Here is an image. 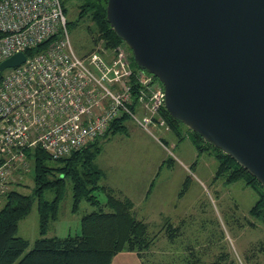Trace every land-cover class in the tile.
<instances>
[{
    "label": "built area",
    "instance_id": "1",
    "mask_svg": "<svg viewBox=\"0 0 264 264\" xmlns=\"http://www.w3.org/2000/svg\"><path fill=\"white\" fill-rule=\"evenodd\" d=\"M67 21L62 0H0V63L48 42L0 72V202L31 173L27 148L58 159L102 138L125 116L148 132L170 130L162 115L164 86L134 66L126 42L79 55Z\"/></svg>",
    "mask_w": 264,
    "mask_h": 264
},
{
    "label": "water",
    "instance_id": "2",
    "mask_svg": "<svg viewBox=\"0 0 264 264\" xmlns=\"http://www.w3.org/2000/svg\"><path fill=\"white\" fill-rule=\"evenodd\" d=\"M107 18L169 113L264 186V0H108Z\"/></svg>",
    "mask_w": 264,
    "mask_h": 264
},
{
    "label": "rangeland",
    "instance_id": "3",
    "mask_svg": "<svg viewBox=\"0 0 264 264\" xmlns=\"http://www.w3.org/2000/svg\"><path fill=\"white\" fill-rule=\"evenodd\" d=\"M77 3L74 0L69 6L68 20L77 18ZM89 24L92 23L82 22L70 29L72 45L79 55H84L93 46ZM8 71L3 73L7 74ZM126 125L128 133L104 138L96 162L105 171V178L107 176L121 184H129L128 189L137 196L149 187L148 199L153 196L148 204L153 212L165 209L160 220L149 222L150 235L160 232L167 220L174 228H179V232L173 241L162 232L142 260H120L115 264H187L195 258L210 263L222 254L227 255V262L234 264H264V225L250 212L259 199L258 192L246 186L242 180L228 183L223 177L216 178L219 163L214 151L198 157L189 138L179 139L176 133L164 127H154L148 132L131 119L126 121ZM183 128L186 129L185 126ZM164 158L171 160L165 165L164 162L161 164L162 170L158 169L160 176L149 186L155 164ZM49 164L57 166L55 160H50ZM33 165L32 160L31 168ZM188 177L189 189L180 198L179 191ZM18 182L22 184H15L14 188L32 196L33 204L29 214L19 222L17 233L27 239L30 246L16 263L41 237L32 172ZM101 184H104V177ZM97 194L103 202L106 200L104 193ZM54 196V188L45 192L46 199L52 200ZM4 204L3 198L2 206ZM72 207V185L68 184L60 204L59 218L50 223L46 236L66 237L81 233V219L93 207L86 201H82L77 212ZM165 216L170 219L162 220Z\"/></svg>",
    "mask_w": 264,
    "mask_h": 264
},
{
    "label": "trees",
    "instance_id": "4",
    "mask_svg": "<svg viewBox=\"0 0 264 264\" xmlns=\"http://www.w3.org/2000/svg\"><path fill=\"white\" fill-rule=\"evenodd\" d=\"M73 1L62 0L66 15ZM76 1L79 10L77 18L68 20L67 26L70 31L82 22L92 23L88 25V29L93 46L88 52L92 51L97 44L113 47L124 42L108 21V0ZM47 44L48 42H45L27 49L25 53L31 57L42 52ZM129 50L132 54L130 48ZM132 61L135 67H139L133 54ZM3 75L0 73V79ZM132 107L136 109L135 106ZM162 115L170 130L176 133L179 139L189 138L191 140L198 152V157L214 151L219 163L216 178L223 177L228 183L242 180L246 186L258 192L259 199L250 212L253 218L264 225V186L261 182L229 154L224 153L182 121L174 118L166 107L162 109ZM127 120L128 117L125 116L114 121L102 138L69 156L55 160L57 166L49 164V161L53 159L44 149L35 147L26 150L27 155L34 161L31 172L34 180V195L38 198L41 237L35 241L33 248L16 263L30 246V242L18 236L17 233L19 222L32 209L33 197L16 188L12 189L6 194L5 204L0 209V264H112L113 258L123 251L135 252L143 259L145 253L154 246L162 232L169 240H174L179 228H174L168 223L169 220L160 232L153 236L150 235L148 223L135 215L133 201L128 197L117 196L114 188L105 183L101 184L106 174L96 159L102 151V141L110 135L128 133ZM170 160L167 158L163 165ZM189 182L190 177L186 179L179 191L180 198L187 193ZM19 184L22 182H18ZM68 184L72 185L73 191L72 210L77 212L82 201L88 202L93 210L82 217L80 234L48 237L46 234L50 223L59 218L60 204ZM51 188H54L55 196L49 200L46 199L45 192ZM97 192L105 194L104 202ZM226 257V254H222L210 263L195 258L187 264H234L227 262Z\"/></svg>",
    "mask_w": 264,
    "mask_h": 264
},
{
    "label": "crops",
    "instance_id": "5",
    "mask_svg": "<svg viewBox=\"0 0 264 264\" xmlns=\"http://www.w3.org/2000/svg\"><path fill=\"white\" fill-rule=\"evenodd\" d=\"M129 120V119H128ZM139 127V126H138ZM142 129V128H141ZM198 156V154H197ZM167 159V158H166ZM165 161V158L164 159H161V161L156 165V169L154 171V173L152 174V177H151V181L149 183V186L150 184L155 181L156 182V178L158 176H160V171L162 170V168L160 169V166L161 164ZM158 169H160V171H158ZM177 176H179V174H177ZM104 183L112 188H114L116 190V194L117 196L119 197H128L130 198L133 203H134V213L135 215L140 218V219H143L145 222L148 223L149 225V222L153 219H158L160 220L165 212V209L163 208L162 210H158L157 212H153L152 208H151V205H149V201L151 202V197L153 195H151V197L148 199V190H149V187L148 189L144 190L142 192V194L140 196H137L133 191H130L128 188H129V184L126 185L125 183L124 184H121L120 182H117L115 180H112L110 178H108L106 176V178L104 179ZM167 219H170V217L168 216H165L162 220L166 221ZM149 253V252H147ZM120 257V258H118ZM120 260H129V261H140L142 260L141 257L135 253V252H128V251H123L119 254H117L113 260H112V264H115L116 261H120Z\"/></svg>",
    "mask_w": 264,
    "mask_h": 264
},
{
    "label": "bare ground",
    "instance_id": "6",
    "mask_svg": "<svg viewBox=\"0 0 264 264\" xmlns=\"http://www.w3.org/2000/svg\"><path fill=\"white\" fill-rule=\"evenodd\" d=\"M95 141H96V140H95ZM95 141H93V142H95ZM93 142H91V143H93ZM91 143H89V144H91ZM89 144H88V145H89ZM88 145H87V146H88ZM87 146H86V147H87ZM27 149H29V148H27ZM27 149H25L24 152H25V155H26V157H27V160H28L29 164L31 165V162H32L33 159L27 155V152H26ZM45 151H46V150H45ZM46 152H47V151H46ZM47 153H48V152H47ZM48 154H49V153H48ZM49 156H50V155H49ZM67 156H69V155H67ZM50 157H51V156H50ZM63 157H65V156H63ZM51 158H52V157H51ZM60 158H61V157H60ZM60 158H58V159H60ZM52 159H53V158H52ZM58 159H53V160H58ZM3 198L5 199V197H3ZM3 198L1 199V202H0V209L3 207V206H2V200H3Z\"/></svg>",
    "mask_w": 264,
    "mask_h": 264
}]
</instances>
